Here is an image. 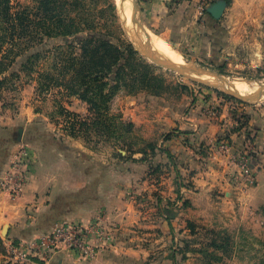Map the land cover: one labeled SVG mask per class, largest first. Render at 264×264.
Segmentation results:
<instances>
[{"label":"crops","instance_id":"obj_1","mask_svg":"<svg viewBox=\"0 0 264 264\" xmlns=\"http://www.w3.org/2000/svg\"><path fill=\"white\" fill-rule=\"evenodd\" d=\"M139 8L148 30L183 48V61L193 55L198 61L240 63L247 54L253 63L264 62V0H218L204 20L196 0H139ZM209 102L193 105L187 117H138L137 126L161 123L168 137L156 140L152 154L113 162L78 141L62 148L48 118L29 103L19 114L0 110V186L20 151L30 154L21 194L0 190V264L9 243L36 242L62 222L84 230L88 254L64 250L50 264H192L184 249L196 227L245 228L264 238V107H244L218 95ZM138 112L136 107L130 114ZM222 139L230 144L227 155L218 151ZM248 141L258 156L251 164L257 185L244 188L236 185L239 168L232 160ZM154 170L163 175L157 178L170 202L178 197L179 182L186 186L182 209L157 206ZM131 192L146 196L147 208L132 202Z\"/></svg>","mask_w":264,"mask_h":264},{"label":"rangeland","instance_id":"obj_2","mask_svg":"<svg viewBox=\"0 0 264 264\" xmlns=\"http://www.w3.org/2000/svg\"><path fill=\"white\" fill-rule=\"evenodd\" d=\"M135 4L136 0H0V110L19 114L29 103L48 118L62 148H69L71 140L78 141L113 162L150 154L157 139L168 137L161 123L137 126L138 117L148 122L160 114L187 117L193 105L210 104L215 95L244 107H264V62L253 63L247 54L240 63H231L229 58L218 63L198 61L191 54L187 62L181 57L183 48L160 40L182 59V63L173 62L157 49L151 36L158 35L144 26L148 38L136 26L139 12L134 14ZM126 7L131 9L127 20L122 15ZM199 17L204 20L208 12L199 10ZM255 34L262 36L259 31ZM107 51L118 60L112 71L102 75L90 70L92 61L113 62L104 58ZM184 70L190 73L185 76ZM119 72L120 81L116 79ZM90 74L101 76L107 86L96 84L90 92L94 85L86 79ZM220 78L246 84L250 90L241 98L248 100L215 88ZM82 95L94 104L82 100ZM136 107L140 112L135 117L130 111ZM160 176L151 175L156 177L152 182L157 189L154 200L166 208L170 201L162 193ZM131 195L135 196L132 202L147 208L146 196L131 192L129 199ZM173 202L171 208L179 210ZM192 235L184 249L192 264H264V238L257 232L214 226L196 227Z\"/></svg>","mask_w":264,"mask_h":264},{"label":"built area","instance_id":"obj_3","mask_svg":"<svg viewBox=\"0 0 264 264\" xmlns=\"http://www.w3.org/2000/svg\"><path fill=\"white\" fill-rule=\"evenodd\" d=\"M199 10L203 13L207 11L209 6L214 5L218 0H196ZM214 114H218V108L214 110ZM218 151L223 155H227L230 151L228 139H222L218 143ZM254 151L252 141H248L245 150L239 159H234L235 165L239 171L235 174V182L239 187L249 188L257 184V175L252 170V152ZM30 160V154L21 150L17 155L16 162L12 171L8 174L6 180L0 186L2 192L9 193L17 197L21 194L27 181V171L25 166ZM180 196L173 202V206L182 209L184 199L182 194L186 190V186H180ZM135 196L131 195L130 200ZM171 203V202H170ZM76 252L81 255H87L88 251L85 243V232L79 226L68 222L57 224L50 234L42 236L33 243H9L6 254L5 264H50L53 256L61 251Z\"/></svg>","mask_w":264,"mask_h":264},{"label":"trees","instance_id":"obj_4","mask_svg":"<svg viewBox=\"0 0 264 264\" xmlns=\"http://www.w3.org/2000/svg\"><path fill=\"white\" fill-rule=\"evenodd\" d=\"M228 2H230V0H227ZM97 43H99V44H101V45H103V46H105L106 48H111V49H113L112 48V46L111 45H109V44H107V43H104V42H97ZM130 55H133V52L132 51H130ZM107 54H108V57L107 56H105L104 58H109V61H113L110 65L109 64H106V63H101V62H99V61H92V68L90 69V70H97L100 74L101 73H103L102 75H106V74H108L109 72H111L112 71V66L114 65V64H116V62H114V61H118L117 60V57H116V54H115V56H112L111 54V57H109V52L107 51ZM121 72H119V73H117L116 74V79L118 80V81H120L121 80ZM86 79L88 80V83L89 84H94L93 86H91L90 87V89H89V91L90 92H93L94 90H95V85L97 84V85H101V87H106L107 86V83H105V82H102L103 80H102V78H101V76L100 77H95L94 75H92V74H90V75H88L87 77H86ZM102 80V81H101ZM119 84H120V82H118ZM80 98L82 99V100H84V101H86V102H88L89 104H91V105H93L94 104V102L93 101H91V100H88L87 99V95H82V96H80ZM244 120V117H242V116H240V117H238V123L241 125V126H244L245 125V122L243 121ZM154 149V151L152 152V153H154L155 152V150H156V146L153 148ZM151 153V154H152ZM144 155H148V154H146V153H143ZM252 160H253V162H255L256 161V159L258 158V156H257V154H256V152L255 151H253L252 152ZM158 173V170H154L153 172H152V174L151 175H153V174H157ZM182 185V183L181 182H179V186H181ZM168 205H171L172 206V204L169 202L168 203ZM168 218H169V215H168Z\"/></svg>","mask_w":264,"mask_h":264},{"label":"bare ground","instance_id":"obj_5","mask_svg":"<svg viewBox=\"0 0 264 264\" xmlns=\"http://www.w3.org/2000/svg\"><path fill=\"white\" fill-rule=\"evenodd\" d=\"M127 1V0H126ZM123 6V5H122ZM131 9L129 8V7H126V9H125V11L123 12L122 11V15L124 16V19L125 20H127L129 17H128V14H130L131 12ZM120 12H121V10H120ZM124 23V22H123ZM125 24V23H124ZM132 25V30H133V32H136V30H135V28H136V26H134V24H131ZM140 34H141V32L140 31H138ZM137 32V33H138ZM127 33V32H126ZM151 38L154 40V42H155V45H156V47H157V49L159 50V51H162L170 60H172L173 62H176V63H182V59H181V57H177V56H175L173 53L175 52H171V49L169 48V45L167 44H165L164 42H162V41H160L159 40V38L157 37V36H154V35H152L151 36ZM137 40V39H136ZM149 44V43H148ZM140 46V45H139ZM148 47H149V45H148ZM141 48V47H140ZM145 50V49H144ZM149 50H150V52H151V49H150V47H149ZM176 54V53H175ZM190 70V69H189ZM198 70V69H197ZM191 71V70H190ZM195 71V70H194ZM193 72V71H192ZM198 72H199V70H198ZM200 72H202V71H200ZM205 72V71H204ZM203 73V72H202ZM193 74V73H192ZM198 75V73L196 74V76ZM195 76V75H194ZM207 78V77H206ZM214 78V77H213ZM218 84H220L223 88H225V89H227V90H229V91H231V92H235V93H238V94H241L242 96H246L247 95V93L249 92V88L247 87V85L246 84H244L243 82H240V81H238V80H227V79H225V78H220L219 80H217L216 81ZM256 86V85H255ZM252 87H254V86H252ZM254 91V90H253ZM256 91V90H255ZM258 92V91H257ZM250 95V94H249ZM248 95V96H249Z\"/></svg>","mask_w":264,"mask_h":264},{"label":"water","instance_id":"obj_6","mask_svg":"<svg viewBox=\"0 0 264 264\" xmlns=\"http://www.w3.org/2000/svg\"><path fill=\"white\" fill-rule=\"evenodd\" d=\"M218 2V1H217ZM216 2V3H217ZM216 3L214 4V5H212L210 8H208L207 9V12H209L212 8H214L215 7V5H216ZM139 12V17L137 16V18H136V26L138 27V28H140V30H142L145 34H146V36L148 37V38H150V34L148 33V31H147V29L144 27V25H143V22H142V20L140 19L141 18V16H140V8H139V0H136V4H135V9H134V14L136 15L137 13ZM212 15L214 16V18H216V19H219L220 18V13L218 12V11H213L212 12ZM141 53H143V52H141ZM184 73V75L186 76L188 73H190L189 71H187V70H184L183 71ZM215 84V88H219L220 90H222L227 96L229 95V96H231V97H235V98H237V99H240V100H248V99H246V98H241V96L242 95H239L238 93H235V92H231V91H229V90H227V89H225V88H223L220 84H218V83H214ZM252 98V97H251ZM252 99H254V98H252ZM249 100H251L250 98H249Z\"/></svg>","mask_w":264,"mask_h":264}]
</instances>
